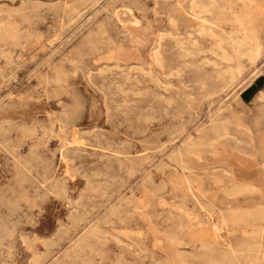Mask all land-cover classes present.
<instances>
[{
    "label": "rangeland",
    "instance_id": "rangeland-1",
    "mask_svg": "<svg viewBox=\"0 0 264 264\" xmlns=\"http://www.w3.org/2000/svg\"><path fill=\"white\" fill-rule=\"evenodd\" d=\"M190 1L0 0V264H264V0Z\"/></svg>",
    "mask_w": 264,
    "mask_h": 264
},
{
    "label": "bare ground",
    "instance_id": "bare-ground-1",
    "mask_svg": "<svg viewBox=\"0 0 264 264\" xmlns=\"http://www.w3.org/2000/svg\"><path fill=\"white\" fill-rule=\"evenodd\" d=\"M155 1V0H154ZM167 1V0H166ZM198 1H201V0H198ZM230 1V0H229ZM190 2H192V0L190 1ZM203 2V4L205 3L204 2V0L202 1ZM210 2V1H209ZM99 3H101V2H99ZM194 3H196V0L194 1ZM231 3V2H230ZM198 4H201V3H198ZM202 4V5H203ZM216 4H218V3H216ZM191 5V4H190ZM232 5V4H231ZM234 5V4H233ZM53 6V5H52ZM193 6H195L194 4H193ZM196 6H198V5H196ZM195 6V7H196ZM203 6H205V4L203 5ZM208 6V5H207ZM207 6H206V8H207ZM217 6V5H216ZM223 6H226V5H223ZM157 7V6H156ZM190 7H192V6H190ZM210 7V6H209ZM201 7L199 6V9H200ZM232 8V7H231ZM21 9V8H20ZM23 9V8H22ZM106 9V8H105ZM191 9H195L194 7H192ZM197 9V8H196ZM202 9H204L203 7H202ZM34 10V9H33ZM37 10V9H36ZM207 10V9H206ZM195 11V10H194ZM200 11V10H199ZM202 11V10H201ZM201 11L199 12V13H201ZM15 12V11H14ZM22 12V11H21ZM176 12V11H175ZM192 12H193V10H192ZM229 12V11H228ZM232 12V11H231ZM17 13V12H16ZM54 13V12H53ZM76 13V12H75ZM128 13H130V12H128ZM198 13V15H200ZM19 14V13H18ZM30 14V13H29ZM170 14V13H169ZM204 14V13H203ZM207 14V13H206ZM225 14V13H224ZM235 14V13H234ZM198 15H196V16H198ZM163 16V15H162ZM205 16V15H204ZM235 16V15H234ZM238 16V15H237ZM240 16V15H239ZM239 16L236 18V20L235 21H237V19L239 18ZM130 17V16H129ZM133 17V16H132ZM241 17V16H240ZM62 18H63V16H62ZM71 18V17H70ZM172 18V17H171ZM243 20H245L243 17H241ZM241 19V20H242ZM137 20V19H136ZM135 20V21H136ZM172 20V19H171ZM246 21V20H245ZM245 21H244V23H245ZM61 22V21H60ZM140 22V21H139ZM148 22V21H147ZM177 22V21H176ZM220 22V21H219ZM225 22V21H224ZM238 23L237 24H239L240 23V21L238 20L237 21ZM242 22V21H241ZM135 23H138V21L137 22H135ZM236 23V22H235ZM243 23V22H242ZM242 23H241V25H242ZM247 23V22H246ZM137 25V24H136ZM240 25V26H241ZM177 25H175V27H176ZM239 26V27H240ZM89 27V26H88ZM244 27V25L242 26V28ZM102 29V28H101ZM200 29V28H199ZM240 30V29H239ZM248 30V29H247ZM246 30V31H247ZM252 30V29H251ZM97 31V30H96ZM103 31V30H102ZM200 31H202V30H200ZM206 31V30H205ZM244 31H245V29H244ZM243 31V33H245V37H247V39L249 38V40H250V43H251V51L253 52V54L256 56V55H258L259 53H260V46L261 45H259V43H258V41H257V39L255 38L256 36H255V34L254 33H252L251 32V34H247V32H244ZM177 32V31H176ZM198 32V31H197ZM207 32H209V31H207ZM206 32V33H207ZM234 32V31H233ZM201 33V32H200ZM203 33V32H202ZM241 33V32H240ZM242 33V34H243ZM166 34V33H165ZM199 34V33H198ZM214 33H212V35H213ZM91 35V34H90ZM215 35V34H214ZM231 35V34H230ZM233 35V34H232ZM236 35V34H235ZM96 36V35H95ZM105 36V35H104ZM167 36V35H166ZM219 36V35H218ZM221 36V35H220ZM87 37V36H86ZM136 37V36H135ZM172 37V36H171ZM179 37V36H178ZM237 37H238V35H237ZM85 38V37H84ZM83 38V39H84ZM90 38V37H89ZM108 38V37H107ZM111 38V37H110ZM211 38V37H210ZM196 39V38H195ZM199 39V38H198ZM214 39V38H213ZM234 39H236V38H234ZM242 39V38H241ZM241 39H237L238 40V42H239V40H241ZM244 39V38H243ZM92 40V39H91ZM194 40V39H193ZM192 40V41H193ZM212 40V39H211ZM231 40V39H230ZM249 40H248V42H249ZM175 41V40H174ZM222 41V40H221ZM245 41V40H244ZM243 41V42H244ZM110 42V41H109ZM179 42V41H178ZM185 42V41H184ZM226 42V41H225ZM233 42H235L236 43V40L235 41H233ZM237 42V43H238ZM242 42V41H241ZM242 42V43H243ZM248 42H244V43H248ZM95 43H96V41H95ZM105 43V42H104ZM114 43V42H113ZM142 43V42H141ZM159 43H161V42H159ZM191 43V42H190ZM198 43V42H197ZM100 44V43H99ZM112 44V43H111ZM186 44V43H185ZM187 44H188V42H187ZM221 44V43H220ZM103 45V44H102ZM138 45H140V44H138ZM158 45V44H157ZM179 45V44H178ZM194 45V44H193ZM238 45V44H237ZM237 45H235V46H237ZM241 45H243V44H241ZM91 46V45H90ZM161 46H163V45H161ZM180 46V45H179ZM203 46V45H202ZM228 46V45H227ZM239 46H240V44H239ZM248 47H250L249 45H247ZM77 47V46H76ZM108 47V46H107ZM186 47V46H185ZM218 47V46H217ZM233 47V46H232ZM221 48H222V46H221ZM160 49V48H159ZM208 49V48H207ZM135 50V49H134ZM156 50V49H155ZM185 50V49H184ZM213 50V49H212ZM74 51V50H73ZM95 51V50H94ZM164 51V50H163ZM186 51H187V49H186ZM198 51V50H197ZM232 51H233V49H232ZM249 51V50H248ZM71 52V51H70ZM151 52H153L154 53V51H151ZM157 52H158V50H157ZM234 52V51H233ZM237 52V51H236ZM250 52V51H249ZM248 52V53H249ZM80 53V52H79ZM225 53V52H224ZM238 53V52H237ZM155 54V53H154ZM157 54V53H156ZM160 54V53H159ZM225 54H227V53H225ZM224 54V55H225ZM243 54H244V52H243ZM193 55V54H192ZM210 55H211V53H210ZM230 55V54H229ZM156 56V55H155ZM213 56V55H212ZM250 56V55H249ZM6 57V56H5ZM154 57V56H153ZM158 57V56H157ZM199 57V56H198ZM201 57V56H200ZM247 57V56H246ZM204 58V57H203ZM207 58V57H206ZM226 58V57H225ZM254 58V57H253ZM66 59V58H65ZM220 59V58H219ZM162 60V59H161ZM185 61V60H184ZM197 61V60H196ZM221 61V60H220ZM57 62V61H56ZM70 62V61H69ZM159 62L160 61H158V64H159ZM212 62H214V61H212ZM79 63V62H78ZM200 63V62H199ZM203 63V62H202ZM91 64V63H90ZM205 64H206V62H205ZM219 64V63H218ZM70 65V64H69ZM76 65V64H75ZM78 65V64H77ZM93 65V64H92ZM222 65V64H221ZM229 65V64H228ZM151 66V65H150ZM160 66V65H159ZM87 67V66H86ZM89 67V66H88ZM106 67V66H105ZM163 67V66H162ZM197 67V66H196ZM211 67V66H210ZM103 68V67H102ZM115 68H117V67H115ZM140 68V67H139ZM114 69V68H113ZM120 69V68H119ZM123 69V68H122ZM135 69V68H134ZM166 69V68H165ZM169 69V68H168ZM246 69V68H245ZM142 70V69H141ZM162 70V69H161ZM215 70V69H214ZM58 71V70H57ZM144 71V70H143ZM110 72V71H109ZM141 72V71H140ZM170 72V71H169ZM228 72V71H227ZM233 72V71H232ZM231 72V73H232ZM103 73V72H102ZM126 73V72H125ZM144 73V72H143ZM149 73H150V71H149ZM177 73V72H176ZM168 74V73H167ZM211 74V73H210ZM230 74V73H229ZM90 75V74H89ZM147 75V74H146ZM173 75H174V73H173ZM74 76V75H73ZM120 76V75H119ZM129 76V75H128ZM164 76V75H163ZM169 76V75H168ZM168 76H166V77H168ZM180 76V75H179ZM127 77V76H126ZM165 77V76H164ZM165 77V78H166ZM88 78V77H87ZM92 78V77H91ZM129 78V77H128ZM155 78V77H154ZM157 78V77H156ZM90 79V78H89ZM126 80V79H125ZM138 80V79H137ZM136 80V81H137ZM151 80V79H150ZM52 81V80H51ZM55 81V80H54ZM129 81V80H128ZM116 82V81H115ZM47 83V82H46ZM130 83H131V81H130ZM140 83V82H139ZM183 83V82H182ZM136 84V83H135ZM116 85V84H115ZM138 85V84H137ZM170 85V84H169ZM112 86V85H111ZM119 86V85H118ZM103 87V86H102ZM135 87V86H134ZM176 87V86H175ZM96 88V87H95ZM122 88V87H121ZM149 88V87H148ZM147 88V89H148ZM137 89V88H136ZM170 89V88H169ZM177 89V88H176ZM115 90H117V89H115ZM139 90V89H138ZM167 90V89H166ZM66 92V91H65ZM100 92V91H99ZM138 92V91H137ZM142 92V91H141ZM47 93V92H46ZM102 93V92H101ZM119 93H121V91H119ZM126 93V92H125ZM143 93V92H142ZM151 93V92H150ZM135 94V93H134ZM158 94V93H157ZM106 95V94H105ZM142 95V94H141ZM140 97V96H139ZM47 98H49V97H47ZM128 98V97H127ZM164 98V97H163ZM171 98V97H170ZM175 98V97H174ZM50 99V98H49ZM123 100V99H122ZM255 100H264V92H260V93H258L257 94V96L255 97ZM186 101V100H185ZM105 102V101H104ZM125 102V101H124ZM258 102V101H257ZM132 103V102H131ZM134 103V102H133ZM164 103V102H163ZM256 103V102H255ZM84 104V103H83ZM128 104V103H127ZM126 104V105H127ZM136 104V103H135ZM105 106V105H104ZM84 108V107H83ZM127 108V107H126ZM164 108H165V106H164ZM163 108V109H164ZM170 108V107H169ZM106 109V108H105ZM120 109V108H119ZM167 109V108H166ZM145 110V109H144ZM189 111V110H188ZM123 115H124V113H123ZM108 120V119H107ZM150 121H151V119H150ZM154 121V120H153ZM107 122V121H106ZM16 124V123H15ZM62 124V123H61ZM12 125V124H11ZM21 126V125H20ZM172 127V126H171ZM165 128V127H164ZM29 129V128H28ZM5 130V129H4ZM59 130V129H58ZM97 130V129H96ZM50 131V130H49ZM163 131V130H162ZM2 132V131H1ZM77 132V131H76ZM83 133H85V132H83ZM6 134V133H5ZM91 134V133H90ZM55 135V134H54ZM87 135V134H86ZM31 136V135H30ZM49 136V135H48ZM101 136V135H100ZM25 137V136H24ZM51 137V136H50ZM59 137V136H58ZM147 138H149V137H147ZM41 139V138H40ZM58 139V138H57ZM78 139V138H77ZM35 140V139H34ZM82 140V139H81ZM24 141H26V140H24ZM47 141H48V139H47ZM78 141V140H77ZM80 141V140H79ZM139 141V140H138ZM245 141H246V144L251 148H253L256 144V140H255V137L253 136V134H252V131L250 130V129H246V131H245ZM60 142V141H59ZM62 142V141H61ZM21 143V142H20ZM88 143V142H87ZM90 143V142H89ZM98 144V143H97ZM70 145H72V144H70ZM193 145V144H192ZM22 146V145H21ZM189 146V145H188ZM196 147V146H195ZM189 149V148H188ZM142 151V150H141ZM66 153V152H65ZM74 153V152H73ZM68 155V154H67ZM31 157V156H30ZM100 157H104V156H100ZM21 158V157H20ZM77 158V157H76ZM30 160V159H29ZM28 160V161H29ZM121 161V160H120ZM119 161V162H120ZM25 162V161H24ZM23 162V163H24ZM21 163V162H20ZM37 164V163H36ZM44 164V163H43ZM48 164V163H47ZM27 165V164H26ZM31 165V164H30ZM66 166V165H65ZM131 166V165H130ZM143 166V165H142ZM27 168V167H26ZM19 169V168H18ZM16 170V169H15ZM183 170V169H182ZM37 171V170H36ZM192 171V170H191ZM190 171V172H191ZM17 172V171H16ZM21 172V171H20ZM19 172V173H20ZM263 173H264V171H263ZM69 174V173H68ZM94 174V173H93ZM24 175V174H23ZM22 175V176H23ZM37 175V174H36ZM133 175V174H132ZM25 176V175H24ZM64 176V175H63ZM59 177V176H58ZM28 178V177H27ZM41 180V179H40ZM65 180V179H64ZM55 181V180H54ZM19 182V181H18ZM50 182V181H49ZM88 183V182H87ZM236 185V184H235ZM245 185V184H244ZM35 186V185H34ZM238 186V185H237ZM243 186V185H242ZM246 186V185H245ZM251 187V186H250ZM59 188V187H58ZM253 186H252V189L251 190H253ZM86 189V188H85ZM234 189V188H233ZM238 189H239V187H238ZM242 189H244V187L242 188ZM242 189L240 190L241 192H242ZM247 189V188H246ZM256 188H254V190H255ZM248 190V189H247ZM250 190V189H249ZM253 190V191H254ZM47 192V191H46ZM227 192V191H226ZM13 193V192H12ZM48 193V192H47ZM61 193V192H60ZM192 193V192H191ZM242 193H245V192H242ZM249 193H250V191H249ZM255 193V192H254ZM240 194V193H239ZM246 194V193H245ZM251 194V193H250ZM12 195V194H11ZM61 195H62V193H61ZM1 196V195H0ZM81 196V195H80ZM82 196H83V193H82ZM234 196V195H233ZM30 197V196H29ZM91 197V196H90ZM23 198V197H22ZM37 198V197H36ZM78 198V197H77ZM14 201V200H13ZM28 201V200H27ZM27 201H26V203H27ZM81 201V200H80ZM33 202V201H32ZM76 204V203H75ZM85 205V204H84ZM37 206V205H36ZM78 206V205H77ZM31 207V206H30ZM264 208V207H263ZM30 209V208H29ZM193 209V208H192ZM118 210V209H117ZM71 212V211H70ZM14 214V213H13ZM245 214V213H244ZM251 215L250 213H248V211H247V213H246V215ZM79 215V214H78ZM252 216V215H251ZM263 217H264V215H263ZM169 218V217H168ZM235 221V220H234ZM73 222V221H72ZM254 222V221H253ZM9 223V222H8ZM12 224V223H11ZM77 224V223H76ZM75 224V225H76ZM11 226V225H10ZM13 226V225H12ZM77 226V225H76ZM16 227V226H15ZM14 227V228H15ZM63 227V226H62ZM5 228V227H4ZM63 229V228H62ZM90 229V228H89ZM111 232V231H110ZM5 233V232H4ZM89 233V232H88ZM6 234V233H5ZM63 235V234H62ZM83 235V234H82ZM110 235V234H109ZM169 235H171V234H169ZM4 237V236H3ZM6 237V236H5ZM54 237H55V235H54ZM10 239H11V236H10ZM175 239V238H174ZM62 240V239H61ZM60 240V241H61ZM116 240V239H115ZM117 241V240H116ZM254 241V240H253ZM256 241V240H255ZM120 242V241H119ZM16 243V242H15ZM51 243V242H50ZM142 243V242H141ZM259 243V242H258ZM25 244V243H24ZM61 244V243H60ZM59 245V244H58ZM142 246H144V245H142ZM250 246V245H249ZM214 247V246H213ZM236 247V246H235ZM240 247V246H239ZM260 247V246H259ZM27 248V247H26ZM255 248H257V247H255ZM144 250V249H143ZM184 251V250H183ZM251 255V254H250ZM1 256V255H0ZM221 257V256H220ZM250 258V257H249ZM5 260V259H4ZM58 260V259H57ZM41 261V260H40ZM217 261V260H216ZM244 263V262H243Z\"/></svg>",
    "mask_w": 264,
    "mask_h": 264
}]
</instances>
